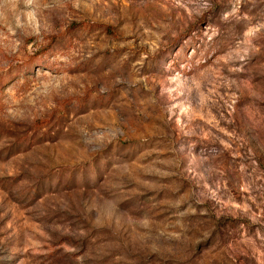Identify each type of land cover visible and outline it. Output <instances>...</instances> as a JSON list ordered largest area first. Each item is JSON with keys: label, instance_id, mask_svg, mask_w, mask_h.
Here are the masks:
<instances>
[{"label": "rangeland", "instance_id": "374dc122", "mask_svg": "<svg viewBox=\"0 0 264 264\" xmlns=\"http://www.w3.org/2000/svg\"><path fill=\"white\" fill-rule=\"evenodd\" d=\"M0 264H264V0H0Z\"/></svg>", "mask_w": 264, "mask_h": 264}, {"label": "trees", "instance_id": "16d2710c", "mask_svg": "<svg viewBox=\"0 0 264 264\" xmlns=\"http://www.w3.org/2000/svg\"><path fill=\"white\" fill-rule=\"evenodd\" d=\"M107 30H109V32H113L110 27H108Z\"/></svg>", "mask_w": 264, "mask_h": 264}]
</instances>
